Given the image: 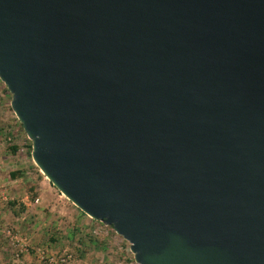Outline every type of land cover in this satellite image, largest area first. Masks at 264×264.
Returning a JSON list of instances; mask_svg holds the SVG:
<instances>
[{
	"label": "water",
	"instance_id": "1",
	"mask_svg": "<svg viewBox=\"0 0 264 264\" xmlns=\"http://www.w3.org/2000/svg\"><path fill=\"white\" fill-rule=\"evenodd\" d=\"M0 80L137 264H264V0H0Z\"/></svg>",
	"mask_w": 264,
	"mask_h": 264
},
{
	"label": "rangeland",
	"instance_id": "2",
	"mask_svg": "<svg viewBox=\"0 0 264 264\" xmlns=\"http://www.w3.org/2000/svg\"><path fill=\"white\" fill-rule=\"evenodd\" d=\"M1 92L0 89V97ZM11 97L6 100L4 111L14 115L9 104ZM13 121L16 120L13 118ZM6 124L0 132L1 152L17 146L19 161L27 167L22 170L25 178L14 191L1 188L9 201L29 197L32 207L23 217L16 218L3 206L0 264H137L130 243L113 227L88 217L58 191L37 166H28L26 160H32L30 140L21 137L20 122L7 121ZM34 204L36 208L32 210ZM62 258L68 259L63 262Z\"/></svg>",
	"mask_w": 264,
	"mask_h": 264
},
{
	"label": "crops",
	"instance_id": "3",
	"mask_svg": "<svg viewBox=\"0 0 264 264\" xmlns=\"http://www.w3.org/2000/svg\"><path fill=\"white\" fill-rule=\"evenodd\" d=\"M0 89L2 90L1 92L2 94L0 97V132H1V128L3 126L6 127L7 121H9L10 124H15V123L19 124V121L15 114L13 115L12 113V115H10L9 113H5L4 111L5 102L6 100L9 99V97H11V94L9 93V91H7L8 89L5 87L4 83L1 80H0ZM9 104H11V101L9 102ZM13 118L16 121H13ZM21 137L26 140H29L26 133L23 132V130L21 133ZM19 156H20L19 148L17 152H13L12 150L7 148V150H5L4 153H2L0 149V186L3 187L5 191H14V188L17 186L18 182L22 181V179L25 178V172H22V170L26 169L27 166L19 161ZM26 162H28V166H30V168H32L31 166L34 167L36 166L33 160L30 161L26 160ZM14 174L16 175L15 177H13ZM3 206L6 208L7 202L4 203ZM2 208L0 210V214L3 211ZM35 208L36 205L34 204L32 210H34Z\"/></svg>",
	"mask_w": 264,
	"mask_h": 264
},
{
	"label": "trees",
	"instance_id": "4",
	"mask_svg": "<svg viewBox=\"0 0 264 264\" xmlns=\"http://www.w3.org/2000/svg\"><path fill=\"white\" fill-rule=\"evenodd\" d=\"M8 91V90H7ZM10 93V92H9ZM12 96V95H11ZM12 98V97H11ZM22 126V125H21ZM23 129V127H22ZM30 142V151H32V143ZM13 152H17V146H12L9 148ZM16 175L14 174L13 177ZM7 207L9 211L16 217L21 218L23 217L32 207V201L29 197H22L20 199H14L7 202Z\"/></svg>",
	"mask_w": 264,
	"mask_h": 264
},
{
	"label": "built area",
	"instance_id": "5",
	"mask_svg": "<svg viewBox=\"0 0 264 264\" xmlns=\"http://www.w3.org/2000/svg\"><path fill=\"white\" fill-rule=\"evenodd\" d=\"M11 138H9L8 139V141H10L11 142ZM9 201V199H8V196H7V194L3 191V189L1 188V186H0V210H1V208L3 207V204L4 203H6V202H8ZM68 258H70V257H68ZM68 258H62L61 259V261H66ZM53 260V259H52Z\"/></svg>",
	"mask_w": 264,
	"mask_h": 264
}]
</instances>
